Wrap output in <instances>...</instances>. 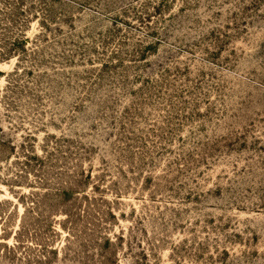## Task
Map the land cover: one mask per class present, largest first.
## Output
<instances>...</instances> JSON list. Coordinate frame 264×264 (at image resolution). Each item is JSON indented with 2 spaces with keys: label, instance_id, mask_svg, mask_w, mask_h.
<instances>
[{
  "label": "rangeland",
  "instance_id": "1",
  "mask_svg": "<svg viewBox=\"0 0 264 264\" xmlns=\"http://www.w3.org/2000/svg\"><path fill=\"white\" fill-rule=\"evenodd\" d=\"M0 264H264V0H0Z\"/></svg>",
  "mask_w": 264,
  "mask_h": 264
}]
</instances>
